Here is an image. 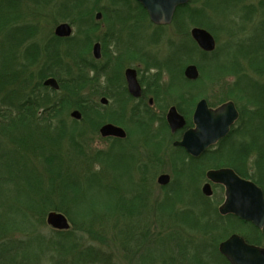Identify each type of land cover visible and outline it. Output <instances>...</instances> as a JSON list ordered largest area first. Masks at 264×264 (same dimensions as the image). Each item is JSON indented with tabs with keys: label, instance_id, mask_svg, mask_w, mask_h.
<instances>
[{
	"label": "trees",
	"instance_id": "16d2710c",
	"mask_svg": "<svg viewBox=\"0 0 264 264\" xmlns=\"http://www.w3.org/2000/svg\"><path fill=\"white\" fill-rule=\"evenodd\" d=\"M110 1L111 15L105 8L100 10L109 27L98 39L93 37L92 32L95 24L92 0H0V33L4 30L9 33L5 49L10 52L9 60L0 62V248L12 246L7 255L11 257L10 264H14L12 259L16 251H22L25 244L23 238H12L16 235L25 237V232L29 231L25 226L37 228V224H43L51 212L63 214L70 224L67 231H54V238L48 241L50 245L40 251L41 256L52 255V264H91L95 261L106 264L101 253L93 247L80 250L83 247L79 239L82 238L77 235L97 241L107 229L112 230L113 240L119 241L124 233L126 240L131 242L146 237L145 232H139L142 225L137 208L150 199L147 188L132 177L131 185L137 188L139 194L117 197L116 189L105 184L107 179L102 170L105 165H115L120 155L113 156L110 151L90 154L85 142L87 130L95 135L106 123L124 127L120 111L125 112L129 101L133 100L123 85V61L127 56L123 57L124 53L117 47L119 41L115 33L118 30L115 28L125 26L131 18L134 20L133 4L136 6L134 9H139L145 17L146 13L132 0ZM189 1L199 2L201 7L193 10L188 3L176 10L171 25L179 42L171 41L168 56L159 57L141 50L128 51L137 54L136 60L141 62L143 74L154 72L149 76L151 81H147L145 75L140 77L144 86L142 99L138 106H133L134 111L130 114L139 135L147 134L150 125L159 122L160 126L147 138L152 144L156 142V146L159 141L174 138L175 135L169 133L164 118L150 114L143 102L148 96L155 107L165 110L167 106H174L186 116L188 128L192 126L188 113L199 94L194 86H202L205 80L213 81L214 77H235L230 92L237 94L248 105L247 108L238 105L242 126L238 130L231 128L217 151H206L199 158L173 149L170 154L173 179L167 187H162L166 191L163 197L155 201L157 204L164 202L163 209H167L168 213L174 211L173 216L179 220L180 229L198 235L192 254L188 255L184 246L180 248L187 264H229L218 252L219 243L229 235L239 233L248 244L261 247L264 229L259 230L234 216H220L218 208L209 203L198 186L207 171L230 168L240 178L257 185L264 195V87L261 85L260 90L254 89L250 94L251 83L243 86L245 76L238 61L232 66L229 62L219 61L216 52L207 54L197 48L188 30L199 27L211 33V18H221V14L210 5L209 0ZM235 1L242 3L244 0ZM48 8L49 12H45ZM46 14L51 17L52 25L70 23L75 27V35L69 38L49 36L46 41L38 43L35 39L41 31L40 23H23L21 17L24 15L39 20ZM155 34L151 43L154 46L164 37L160 33ZM94 42L100 43L103 56L108 46L114 49L101 65L87 56ZM19 49L22 54L18 58L16 50ZM242 60L247 61L253 73L264 77V60L263 65L245 57ZM190 63L198 67L199 76L194 82L183 75L184 68ZM164 75L167 81L162 80ZM48 78L57 81L58 91L43 86ZM87 88H92V92L86 91ZM97 88L102 89L101 92ZM169 94L170 101H167ZM95 97L107 99L109 107L102 106L101 111ZM224 99L219 100L217 105L225 103ZM73 111L79 112L80 120L68 119V114ZM122 143L120 151L123 150L128 158L121 164L125 165L126 174L135 175L138 168L133 155L127 153L125 142ZM252 155L255 160L251 170L254 172L247 168V161ZM95 166L98 167L96 171L93 169ZM145 170L144 166L140 167L139 173L144 175ZM102 186H106V191L113 192L115 198L92 199L87 196V190ZM215 188L218 189L217 186ZM13 193L16 195L12 196ZM185 198L190 201H185ZM194 204L202 207L197 216L189 209ZM176 206L184 208L176 211ZM148 222L150 225L152 221L149 219ZM121 246L127 253L134 247L125 243ZM22 259L18 264H22ZM172 263L175 262L171 258Z\"/></svg>",
	"mask_w": 264,
	"mask_h": 264
},
{
	"label": "rangeland",
	"instance_id": "374dc122",
	"mask_svg": "<svg viewBox=\"0 0 264 264\" xmlns=\"http://www.w3.org/2000/svg\"><path fill=\"white\" fill-rule=\"evenodd\" d=\"M188 3L189 7L193 10H199L201 7V4L199 2L191 3L188 0L187 4ZM209 3L217 10L219 14H221V18H211L213 32H209L215 40V49L213 52H216V58L219 61L229 62L232 66H234L238 61V65L240 66L242 72H244L242 73V75L244 74L245 76V81L242 82L243 86H249V83H251V87L249 89L250 94L253 93L254 89L260 90L259 86L263 85L264 77L258 76L257 74L253 73L250 70L247 61H243L242 58L245 57L249 60H254L258 65H263L261 63L264 60V50L262 49L264 48V0H244L242 3H238L235 0H209ZM111 5L112 4L110 0H92V18L95 23L94 29L92 31L93 37L99 39L107 32L109 26L104 21L103 13L100 10H103L105 8L107 9V12H110L111 15ZM132 6L133 14H135L136 16L134 20L133 18H131V22H127V26L121 25L120 27L115 28L118 30L117 33H115L119 41V45L117 47L122 51V53H124L123 57L127 56V58L123 61L124 67L122 69V75L125 69L132 68L138 72L139 79L140 76L145 75L146 80L151 81L149 76L154 72L150 71V73L148 74H143V66L141 62L136 60L138 57L137 54H133V52L128 53V51L141 50L142 52L157 55L159 57H166L168 56L166 54L168 51V46H170L169 44L171 43V41L174 43L179 42V37L176 36L174 32L175 28L173 25L169 24L168 26H156L154 24H151L147 17V14L145 17V15H143V13H141L139 9H134V4ZM49 9L50 8L45 9L44 11L49 12ZM31 10L32 9H30V11ZM98 13L101 14V17L99 19H96V15ZM21 18L24 20L23 23H28L30 21L40 23L39 27L41 31L39 32V36L35 39L38 43H40V41H46L49 36H54V29L58 25H52L51 17H49L48 15L42 19L39 18V20L34 19L30 16L26 17L24 15H22ZM221 22L222 24H219ZM65 23L70 25V23L68 22ZM70 26L72 28V34L70 37H72L75 35V27H73L72 25ZM192 28L194 27H191L188 30L189 36L190 30ZM155 33H160L164 36L156 46L151 44L154 35H156ZM7 35H9L7 30H4L0 33V62L7 61L10 58V52L5 49L6 42L8 41L6 38ZM95 43L98 42H94L92 44V47ZM92 47L90 48V52L88 50L87 56L90 60L98 62V65L103 64L109 56V53L113 52L114 50L112 46H108L107 51L105 52V56H103L101 55L102 50L100 45V55L103 57L100 56L101 58L97 60L93 57ZM213 52L207 54H212ZM16 54L19 58L22 54V50H16ZM201 58L199 57V59ZM198 62L202 63L201 60H198ZM188 65H195L197 67L196 64L192 63ZM219 78L220 80L218 81L217 79ZM162 80L167 81V76L164 75ZM212 80L213 81L205 80L202 86L198 84L197 86H194L196 88L195 90H197L199 94L193 102L191 112L188 113V117H190V119L192 117L196 104L201 99H204L208 105H216L214 107L209 106L211 108L218 107V101L223 98H226L224 99L225 102H233L237 109L238 105L239 107L243 106L244 108H247L248 105L244 100H242L237 94H232L230 92L231 85L235 81L234 76L224 75L218 78L214 77V79ZM100 84L102 85L101 81ZM92 90V88H87L86 91L92 92ZM101 90L102 89H98L99 92H101ZM260 94L262 93L260 92ZM170 95L171 94L166 97V99H168L167 101H170ZM149 98L151 97L148 96L143 102H145V104L149 108L150 114H154L158 118L165 119V115L170 106H167L165 110L155 107L154 105L149 106ZM100 99V97L94 98L95 102L99 104L100 110L103 111L102 105L100 104ZM138 102V100H131L128 103V107L125 108V112L120 111L122 113V118L125 121H123L125 125L124 127L122 125L118 126L124 132L130 134V140L128 141L132 142L133 146L131 149L126 148V151L127 153H131L133 155L135 167L138 168V172H136L135 175L131 173L126 174L127 172L124 171L125 165L121 164L123 160H127L128 158L123 150L120 151V149H123L122 142H113V139L102 138L99 132L94 135L89 130L86 131L85 142L87 151L90 152V154H92L94 151H110L112 153L111 155L113 156L120 155L121 160H119L120 158H118L119 162L117 161L115 165L114 163H112L111 165L109 164V167L105 165L103 166L102 170L103 176H105V179H107L105 180V184L110 185L116 189L117 197H120L121 195L136 196L137 194H139L137 188L131 185L132 177H135V182L144 185L147 188V194L150 199L147 200L145 205H139L137 208L142 225L139 229V232H145L146 237L138 239L136 242H131L129 240H126L125 237H127V235L126 233H124V236H122L118 241L117 239L113 240L112 230L105 229L102 232V238L98 239L97 241H90L88 237L85 238L83 236L77 235V237L82 238L79 239L80 245L81 247H83L82 249L80 248V250H83L88 246L93 247L101 253L106 264H170L171 258L173 259V262H175L172 264H187V260L185 259V257L180 254V248L184 246V249H186L185 252L188 255L192 254V246L198 240V235L192 232H187L182 228L180 229L179 224H177L179 220H177L173 216L174 211L173 213H168L167 209H163L164 202L160 204H157L155 202L160 200L166 192L164 189H162V186L157 183V178L160 175L167 174L170 176V181H172L173 179L174 172L170 156V154L173 153V149L171 146L173 138H166L162 141H159L156 146V142L154 144L149 142V140L147 139L148 136L160 126L158 121L150 125V130L147 134H138L139 131L136 127V123L131 118V114L134 111L133 106H137ZM107 105H109V102ZM103 107L107 108L109 106ZM182 116L186 119L185 115ZM68 119L71 120V116L69 114ZM112 125L117 126L115 124ZM239 126H242V123H240V120L238 118L237 122L234 123L232 128L238 130ZM111 144L113 145V147L111 146ZM144 146L146 148L148 147L147 152L145 151ZM153 158L155 159L154 161H152ZM254 160L255 158L252 155L247 161V168L250 172H254L253 170H251ZM146 165H148L149 167V173L141 175L139 173V168L144 166L146 169ZM93 169L96 171L98 170V167L95 166L93 167ZM128 178H130V180ZM203 183L204 181L200 182L198 186L199 190H201ZM105 187L106 186H102L99 189L87 190L86 194L92 199L93 197L108 198V196L109 198H115L114 193L106 191ZM14 195H16V193L12 194V196ZM184 200L190 201L189 198H185ZM208 200L210 204L215 205L216 208H218L225 200V192H223V189H214L212 196L208 198ZM89 202H92V200ZM183 208V206H176L175 210L180 211ZM189 209L194 216H197L199 215L200 209L202 210V207L200 205L198 206V204H194V206L189 207ZM149 219L152 221L150 225L148 224ZM155 220H158L156 224L153 223V221ZM190 223L192 225V222ZM25 228L26 230L29 229L28 232H25V237L16 235L12 238L13 240H20L23 238V241H25L23 250H17L16 253L18 255L16 254L15 258L12 259L14 264H18L21 258H23L21 262L22 264H52V255L47 253V255L44 254L41 256L40 251L46 249L50 245L48 241L49 239L54 238V231L56 230H53L46 224V219L44 220L43 224H37V228L33 226H29V228L25 226ZM122 230L123 232L126 231L124 229ZM42 238H44V240ZM124 243L129 247L134 246L133 248H131V250L129 249L130 251L128 250L130 253H127V250L123 248V246H121ZM137 243H139V245H136ZM260 244L261 247H264L263 241H261ZM11 247V245H5L4 247L0 248V264H10L11 257L7 255ZM188 255H186V258H188ZM69 263H71V260H69ZM91 264L101 263L95 261Z\"/></svg>",
	"mask_w": 264,
	"mask_h": 264
},
{
	"label": "water",
	"instance_id": "95a60500",
	"mask_svg": "<svg viewBox=\"0 0 264 264\" xmlns=\"http://www.w3.org/2000/svg\"><path fill=\"white\" fill-rule=\"evenodd\" d=\"M134 1L143 8L149 21L159 26L171 24L176 10L188 2V0ZM100 17L101 14L98 13L96 19ZM71 34L72 28L67 23H60L54 29V36L57 38H69ZM190 38L202 52L210 53L215 49V40L205 29L192 28ZM92 54L95 59L100 58L99 43L93 45ZM183 75L185 79L195 81L198 79L199 72L195 65H188L184 69ZM124 76L128 94L135 99L139 98L141 88L136 79V71L127 68L124 71ZM43 86L56 91L59 89L57 81L53 78L46 79ZM100 103L106 105L107 100L102 98ZM70 116L75 120L81 118L78 111H73ZM238 116L233 102H225L216 108H211L204 99H201L196 104L192 115L193 128L186 130L182 134L181 140L174 145L183 148L190 157L197 158L229 134ZM165 119L172 134L182 130L186 124L184 117L178 113L174 106L168 109ZM99 134L102 138L122 139L126 136L120 127L112 124L103 125L99 129ZM206 179L208 182L201 188L203 196H212L211 184L224 188L225 200L217 209L220 216H234L259 230L264 229V195L257 185L240 178L228 168L209 170L206 172ZM169 182L170 176L167 174L157 178V183L160 186H166ZM46 224L56 231H67L70 228L67 218L61 213H49L46 216ZM218 252L229 264H264V247L248 244L242 236L236 233L219 243Z\"/></svg>",
	"mask_w": 264,
	"mask_h": 264
},
{
	"label": "flooded vegetation",
	"instance_id": "af4514ba",
	"mask_svg": "<svg viewBox=\"0 0 264 264\" xmlns=\"http://www.w3.org/2000/svg\"><path fill=\"white\" fill-rule=\"evenodd\" d=\"M139 74H138V72L136 71V79H137V82H138V84H139V86H140V88H141V96L139 97V98H137V99H135V98H133V97H131L130 95V97L133 99V100H138L139 102H138V104L140 103V100L142 99V95H143V90H144V86L140 83V79H139ZM122 77H123V85L125 86V89H126V91H127V86H126V81H125V76H124V72H123V75H122ZM141 77V76H140ZM127 93H128V91H127ZM145 103V102H144ZM108 104V103H107ZM107 104L106 105H103V106H107ZM138 104H137V106H138ZM102 105V104H101ZM148 105L149 106H151V105H153V103H152V98H149L148 99ZM182 115V114H181ZM238 115H239V112H238ZM238 118H239V116H238ZM185 119V118H184ZM185 122H186V124H185V128H183L182 130H179V131H177V132H175V133H173V134H171V135H175L174 136V138H173V140H172V142H171V146H172V149H174L175 151H177L178 153H185L186 155H188L186 152H185V150L183 149V148H181V147H179V146H175L174 144L175 143H177V142H179L180 140H181V138H182V134L186 131V130H188V129H190V128H193V126H191V127H188V128H186V125H187V120L185 119ZM125 134H126V136L124 137V138H109V139H115V140H118V141H122V142H125L124 143V145H125V147L128 149H131L132 148V142H129L128 140H130V136L125 132ZM225 139V138H224ZM223 139V140H224ZM223 140H221L220 142H222ZM220 142H218L217 144H216V146H213V147H211V148H209L208 150H206V151H217L218 150V148H219V146H220ZM145 145H147V144H145ZM145 147V146H144ZM138 148H141V147H138ZM145 151L147 152L148 151V147L146 148L145 147ZM205 151V152H206ZM204 152V153H205ZM204 153H202L199 157H201ZM189 156V155H188ZM147 157H148V155H147ZM146 157V158H147ZM199 157H197V158H199ZM146 173H149L148 171H149V167H148V165H146ZM219 169H223V168H219ZM219 169H216V170H219ZM228 169H230V168H228ZM232 170V169H231ZM204 181V183H203V185L205 184V183H207L208 181H207V179H206V173H205V179L203 180ZM168 186V184L166 185V186H164V187H167ZM218 187V189H223V192H224V188L222 187V186H220V185H213V184H211V188L214 190V189H216L215 187ZM218 189H216V190H218ZM213 190H212V193H213Z\"/></svg>",
	"mask_w": 264,
	"mask_h": 264
},
{
	"label": "bare ground",
	"instance_id": "6f19581e",
	"mask_svg": "<svg viewBox=\"0 0 264 264\" xmlns=\"http://www.w3.org/2000/svg\"><path fill=\"white\" fill-rule=\"evenodd\" d=\"M101 58V57H100ZM53 91H56V90H53ZM58 91V90H57Z\"/></svg>",
	"mask_w": 264,
	"mask_h": 264
}]
</instances>
